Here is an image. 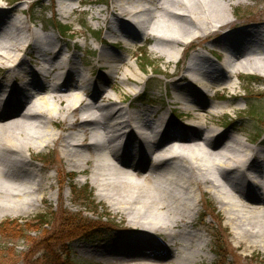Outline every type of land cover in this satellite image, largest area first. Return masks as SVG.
Segmentation results:
<instances>
[{
    "label": "bare ground",
    "instance_id": "bare-ground-1",
    "mask_svg": "<svg viewBox=\"0 0 264 264\" xmlns=\"http://www.w3.org/2000/svg\"><path fill=\"white\" fill-rule=\"evenodd\" d=\"M207 1L213 0H205L204 4ZM231 1L226 0L228 6ZM113 3L114 10L118 9L117 22L124 29L127 24V34L136 40L155 24L152 8L164 10L172 19L176 24L170 23L173 34L180 30L190 34L182 22L188 20L190 30L203 35H209V29L221 31L232 26L230 17L211 19L219 7L210 3L208 11L198 8V2L190 5L187 0H142L139 5L137 0ZM67 6L68 12L73 11L71 4ZM0 10V71L8 72L0 79V205L40 200L37 196L45 178L40 167L30 164L31 158L26 153L61 141L67 164L80 173L85 171L84 164L92 165L91 180L99 186L98 196L109 200L112 208L128 219L137 236L143 237L138 241L133 236V240L123 242L118 249H111L116 255L147 256L159 250L165 256L164 251L175 252L180 246L193 249L192 258L199 256L197 243L203 241L204 234L189 226L194 223L199 203L197 190L205 183L210 184L216 201L224 207L236 238L248 239L251 246L264 248V148H250L243 138L234 134L223 142V133L215 128L201 135L206 128V116L193 111L196 105H204L205 100L197 102L198 94L206 98L214 83L227 85L230 72L241 67L264 70V36L260 29L236 32L233 35L236 42L226 35L221 38L227 56L222 67L215 68L213 76L207 74L205 61L212 65L208 57L202 54L194 57L192 69H186L188 72L179 78L187 79L185 86L174 84V102L183 113L197 115H192L194 122L181 127L177 121L149 113L147 109L131 111L129 104L121 106L125 99L117 87L111 88L119 94L114 97L108 94L103 80L88 79V73L80 68L73 52L62 55V51L69 49L67 45L62 47L54 34H42L31 28L28 19L14 17L12 13L18 10L17 6L11 11L0 6ZM101 13L102 10L98 12L99 18L107 21V14L101 17ZM155 26L154 33H160L154 34L158 49L170 56L167 59L170 64L174 54L166 46L176 47L184 39L170 38L166 36L170 33L157 23ZM182 27L186 28L182 30ZM129 42L128 45L132 44ZM100 57L111 68L109 74L115 76L122 57L117 51L109 58ZM28 58L35 62L33 68L28 67ZM121 79L138 84L143 77L131 67L123 70ZM188 85L195 88L191 95ZM134 90L128 93L137 96L140 91ZM101 98L105 100L102 103ZM75 116L79 118L73 120ZM58 122L65 131L81 128L79 134L53 132L50 125L59 127ZM81 132L84 136L80 139ZM87 132L91 133L90 138L86 137ZM163 134H166L164 138ZM170 137L178 140L171 142L167 140ZM92 149H97L96 155L88 158L84 151ZM24 212L14 210L9 215ZM160 235L165 238L159 243L152 239ZM182 256L184 260L191 257Z\"/></svg>",
    "mask_w": 264,
    "mask_h": 264
},
{
    "label": "rangeland",
    "instance_id": "rangeland-1",
    "mask_svg": "<svg viewBox=\"0 0 264 264\" xmlns=\"http://www.w3.org/2000/svg\"><path fill=\"white\" fill-rule=\"evenodd\" d=\"M114 1L21 0L20 2H7L0 0V6L10 11L17 6L18 10H13L12 13L14 17L28 19L31 28L39 30L42 34L47 32L54 34L61 41V46L67 45L69 49L66 48L62 51V55H69L73 52L80 68L88 73V79L103 80L108 94H112L114 97L118 93H115L111 88L117 87L118 92L125 99V103H122L121 106L129 104L131 111L158 109V115H164L177 121L181 127L187 122H194L191 119L192 115H205L204 127L206 128L201 132V135H206L209 128H215L223 133V142L228 141L234 134L243 138L244 144L250 148H264L263 69L241 67L230 72L227 85L221 86L214 83L207 92L206 98L203 94H198L197 102L198 100L205 101L202 106L194 107L192 105L194 109L197 108L193 109L196 114L183 113L179 104L174 102L175 98L170 96V90L175 92L174 84L185 86L184 84L187 83V79L180 80L179 78L183 77L182 74L186 70L184 60L189 54L188 49L194 45L195 47L196 45L200 46L199 53L208 57L212 63L210 65L205 61L208 67L207 74L213 76L215 68L218 66L221 68L227 56L224 44L222 45L220 39L226 35L230 41H233L231 35H224L221 31H213V29H209V35L197 33L194 29L190 30L191 24L187 23L191 22L189 20L182 21L188 28L182 27L181 29H189L187 31L191 32L190 34L181 30L180 33H170L176 24H173L174 22L165 14L164 10L152 8L156 15L155 24L157 23L159 28L165 29L166 33H170L166 36L184 39L183 44L176 47L175 45L173 48L169 45L166 46L169 52L174 54L172 56L174 60L169 64L167 59L170 56L159 51L154 37V34L158 32L154 33L153 27L157 26L155 24H152L150 28L148 26L147 32L141 33L140 38L136 40L127 34L129 29H126L127 24L124 23V29L117 22L118 9L114 10ZM141 1L137 0V5ZM187 1H190V5L195 4V1L198 2V8L204 7L205 11L208 9L209 3L218 5L219 10L212 15V20L214 17L223 19L230 17V25L242 26L231 32L236 33L246 29L253 31L254 25L258 24L261 25L259 29L263 31L261 33L264 36V0H232L231 6H228L226 0H215L216 3H213L214 0L207 1L208 6L204 4L205 0ZM163 3L166 2L163 1ZM67 4L73 6V11H67ZM101 10V15L107 14V21L99 18L100 13L98 14V12ZM122 19L127 21L125 18ZM192 22L194 24V21ZM65 24L71 30L62 35L58 25ZM150 31L151 34L148 35L147 33ZM23 33L25 34V31ZM111 35L115 36L112 38ZM129 41L132 44L128 45ZM113 51H117L122 57L119 62L121 65L118 64L120 69L115 76L109 74L111 68L104 58L100 57L109 58ZM24 57L29 56L25 55ZM180 59L182 61L179 65L176 64V61ZM26 60H28L29 68L35 66V62L31 63V59ZM146 61L150 62L149 67L145 66ZM131 67L135 70V74L143 77L142 82L135 84L133 81H121L123 70ZM89 68L92 70L89 71ZM7 73L5 70H1L0 79L3 80ZM252 77L262 78V81L258 83ZM230 83H233L235 87H231ZM187 88L191 90H189V95L193 94L195 88H192L191 85H188ZM134 89L140 92L141 90L143 92L144 89L145 92L136 98L135 95L128 93V91H135ZM103 99H100L101 103L105 101ZM216 111H218V115L214 116L212 113ZM77 118L79 117L75 116L73 120ZM58 123L59 127L50 125V129L57 134L61 131L65 134H79L81 129L65 131L61 129L62 123ZM198 133L200 134V132ZM166 134L161 137L164 138ZM189 135L191 136V133ZM83 136L84 133L80 135V139ZM86 137L90 138L91 133L87 132ZM161 139L159 143L162 142ZM167 140L176 142L178 139L170 137ZM159 143L156 145L158 146ZM96 152L97 149L84 151L88 158L96 155ZM26 154L31 158L30 164L41 168L45 180L42 191L37 196L40 198L38 202L23 201L17 205H0V224H2L0 225V264H214L218 256L213 253V247L217 249L219 246L226 247L230 264H264V248L251 246L248 239L243 241L236 238L233 227L226 217L224 207H221L220 203L216 201L209 187L210 184L207 183L201 185L197 190L199 203L194 223L189 226L193 231L204 234L203 241L197 243L200 247L199 256L192 258L193 249H184L180 246L174 250L175 252L164 251L167 253L165 256H161L162 252L159 250L155 254L147 256L143 254H139V256L116 255L111 249H118V246L123 242L133 240V236L137 237L138 241L143 237L137 236L136 230L130 226L128 219L126 220L121 213L115 211L109 200H103L98 196L99 186L92 183L91 180L92 165L84 164L85 171L82 173L76 167L68 165L61 141L50 143L49 146L39 149H32ZM150 158L149 155L147 161L149 165L151 164ZM72 174L74 176L70 177ZM85 185L89 186V190L92 191L91 199L81 195ZM213 204L214 207H212ZM20 209L26 212L18 216L9 215L10 212ZM204 213H206V217H203ZM75 215H78V218H84V221L75 218ZM39 218L47 220L49 224L41 225ZM12 220L22 224L23 228L19 229L18 225L11 224ZM6 222H9V225H3ZM164 238L160 235V237L152 239L159 243ZM152 239L150 238V241L156 243ZM182 255L191 257L184 260Z\"/></svg>",
    "mask_w": 264,
    "mask_h": 264
},
{
    "label": "trees",
    "instance_id": "trees-1",
    "mask_svg": "<svg viewBox=\"0 0 264 264\" xmlns=\"http://www.w3.org/2000/svg\"><path fill=\"white\" fill-rule=\"evenodd\" d=\"M11 1H21V0H9V2H11ZM60 27V31L61 32H63L64 34L67 32V31H69L70 30V27H68V26H62V25H60L59 26ZM150 63V62H149ZM149 63H148V61H146L145 62V66L146 67H149ZM253 79H255V81H259L260 80V78L258 79V78H255V77H252ZM81 195H83V196H86L87 198H89V199H91L93 196H92V191H90L89 190V186H85L84 188H83V190H82V192H81ZM78 215H82V214H78ZM78 215H75L74 217L75 218H77V219H80V220H82V221H84V218H78L77 216ZM73 217V218H74ZM40 219V223H41V225H44V224H49V222L47 221V220H44L43 218H39ZM16 220H12L11 221V224H14L15 226L16 225H18V228L19 229H21V228H23V225L21 224L20 225V223L18 224L17 222H15ZM87 221H89V220H87ZM0 225H2V224H0ZM3 225H9V222H6V223H4ZM1 227V226H0ZM92 229V228H91ZM215 253H216V255L218 256V259H217V262L216 263H214V264H230L229 262H228V257H229V254L227 253V249H226V247H221V246H219L217 249H215Z\"/></svg>",
    "mask_w": 264,
    "mask_h": 264
}]
</instances>
